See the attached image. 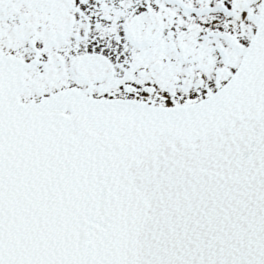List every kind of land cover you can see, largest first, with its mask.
Returning a JSON list of instances; mask_svg holds the SVG:
<instances>
[{
    "label": "snow or ice",
    "instance_id": "snow-or-ice-1",
    "mask_svg": "<svg viewBox=\"0 0 264 264\" xmlns=\"http://www.w3.org/2000/svg\"><path fill=\"white\" fill-rule=\"evenodd\" d=\"M0 264H264V0H0Z\"/></svg>",
    "mask_w": 264,
    "mask_h": 264
}]
</instances>
